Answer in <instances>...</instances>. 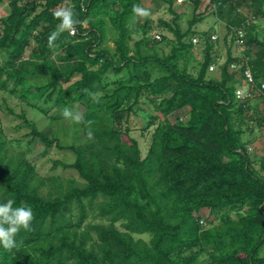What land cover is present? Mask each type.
I'll return each instance as SVG.
<instances>
[{"label": "trees", "instance_id": "trees-1", "mask_svg": "<svg viewBox=\"0 0 264 264\" xmlns=\"http://www.w3.org/2000/svg\"><path fill=\"white\" fill-rule=\"evenodd\" d=\"M162 1L173 18L135 29L141 0H0V88L33 108L55 102L56 112L40 108L52 120L45 130L21 117L30 142L44 145L41 156L54 147L75 155L53 169L79 176H42L0 135V201L34 213L15 248L0 246V264H199L203 256L207 264H264V157L259 170L243 138L264 128V0H241L253 15L229 19L222 65L218 37L197 29L208 16L204 0H187L185 32L178 0ZM211 2L220 15L240 4ZM59 10L72 11L75 34L61 28ZM133 32L140 39L131 46ZM110 33L115 49L106 46ZM233 44L244 47L241 57ZM233 64L251 69L252 97H238L250 87L229 71ZM259 95L263 109L252 103ZM73 103L86 108L79 119L66 114ZM135 121L146 122L144 136L154 128L145 156ZM206 209L218 223L201 224Z\"/></svg>", "mask_w": 264, "mask_h": 264}, {"label": "rangeland", "instance_id": "rangeland-1", "mask_svg": "<svg viewBox=\"0 0 264 264\" xmlns=\"http://www.w3.org/2000/svg\"><path fill=\"white\" fill-rule=\"evenodd\" d=\"M236 6V10L231 11L230 5L226 4L224 7V13H221L219 9L216 8L214 4H212L211 0H204L202 10L208 16L207 19L204 20L197 26L199 31H207L208 33L213 32L218 39L220 40L219 48L215 53V57H218L219 65H222L227 60V45H225L223 41V37L227 34V23L230 20H233L237 14L242 15H253V10L249 9L246 3L243 1ZM250 2V1H248ZM230 4V3H229ZM251 4V3H250ZM8 2L2 6V11L6 10V6ZM141 8L147 10L148 15H141L139 13L136 14L135 18V29L139 28L146 20L151 19L154 22H158L161 18L167 21H170L173 18V15L168 11V5L162 0H141ZM175 10L178 14L181 15V19L178 23L181 26L183 32L188 29V22L193 17V5L189 3L187 0H178L175 4ZM214 11H217L215 13ZM231 12V13H230ZM230 19V20H229ZM254 19V18H253ZM257 20L256 18L254 19ZM258 28L260 30L261 36H264V19L259 17L258 19ZM110 39L107 41L106 46L111 49H115L116 45L112 34L110 33ZM169 38L173 39L174 35L171 33L167 34ZM140 39V36L132 33V39L130 41L131 46ZM166 52L169 51V48H165ZM244 51V47L238 46L236 44L232 45V54L234 57H241ZM215 70L210 71L213 76L219 77L221 72L219 66L215 65ZM231 68V67H230ZM237 71L235 72L237 77H239V69L235 68ZM124 74L119 77H123ZM111 78V77H110ZM113 79V76L112 78ZM244 86L246 83L242 82ZM252 103L254 105H259L261 109H263V103L259 96L252 98ZM39 107L45 111L56 112L59 107L55 106V102H51L50 104H45L41 102ZM30 107L26 102L21 101L19 98L11 95L8 92L1 90L0 88V135L4 136V139L8 141V146L14 151H25L27 152L29 158L37 162L38 171L44 177H63V178H77L79 179L78 174L73 170H64L62 167H58L57 169H53L54 160H61L64 162L72 163L75 161L76 157L72 152L69 151H61L57 148H53L46 155L41 156V153L45 150V147L39 141L30 142V137L28 134L31 129L28 128L22 119V115H25L26 118L32 122H34L40 130H45L52 125V120L48 114H45L42 110ZM67 112L71 116V119H79L83 113L85 112V106L73 103L69 107L66 108ZM188 109L177 112L169 117L170 121L175 122V120L179 117L184 118L187 116ZM135 120V118H134ZM145 121L133 122L132 125H135L137 130L132 132L133 136L136 137L140 143L143 155L147 154V151L151 144V135L154 131L152 128L150 131L146 132L145 136L142 134V128L145 126ZM20 126V128H17ZM59 129V127H56ZM72 133L68 132V137H64L65 142L71 143L72 139L70 138ZM63 136V133L61 134ZM245 141L250 142V153L252 154L255 160V167L261 170L260 167V158L264 157V128L263 130L256 129L253 133L246 132L244 134ZM41 156V157H40ZM49 187H45L44 193L46 194ZM204 216L210 215V210L206 209L202 213ZM209 218V219H208ZM207 218L208 227L211 225V222L217 221V215L211 214ZM218 223V221H217ZM139 237V236H137ZM145 239H148V236H143ZM264 254V251H263ZM199 264H207V259L205 256L201 257L199 260Z\"/></svg>", "mask_w": 264, "mask_h": 264}, {"label": "clouds", "instance_id": "clouds-1", "mask_svg": "<svg viewBox=\"0 0 264 264\" xmlns=\"http://www.w3.org/2000/svg\"><path fill=\"white\" fill-rule=\"evenodd\" d=\"M134 11L141 15H148L147 10L139 7L138 5L134 6ZM55 15L61 19V25H60L61 28L71 29L74 31L72 26L75 23V21L73 20V13L71 10H59L55 13ZM52 38L53 39L55 38V34H53ZM214 66L215 65H212L211 67ZM230 67L231 68L229 69V71L231 73H235L237 71L235 68L239 69L240 73L238 78L243 76L244 80H245L244 77L245 70L250 69L249 67L244 68L243 65L237 66L235 64L231 65ZM213 70H215V67ZM245 83H246L245 87H248V83L246 80ZM66 114H69L67 110H66ZM15 204L16 202L13 199L0 201V246L8 250H11L17 246V235L22 230L24 231L30 230L32 226V221L34 219V213L31 207L24 205L15 206Z\"/></svg>", "mask_w": 264, "mask_h": 264}, {"label": "built area", "instance_id": "built-area-1", "mask_svg": "<svg viewBox=\"0 0 264 264\" xmlns=\"http://www.w3.org/2000/svg\"><path fill=\"white\" fill-rule=\"evenodd\" d=\"M71 34H75V30L73 31V30H71ZM216 37H214V39H215ZM214 69V67H211V70H213ZM244 77H245V80L247 81V83H248V86L250 87V90H248V89H238V91H237V94H238V97L239 98H242V99H244V98H247V97H252L254 94V92H255V79H254V76H253V74H252V72H251V70L250 69H246L245 70V73H244ZM261 89H264V84H262V88ZM261 91L260 90H257V93H260ZM210 215H207V216H205V218L203 217L202 219H201V224L202 225H204V226H206L207 225V218L209 217Z\"/></svg>", "mask_w": 264, "mask_h": 264}]
</instances>
